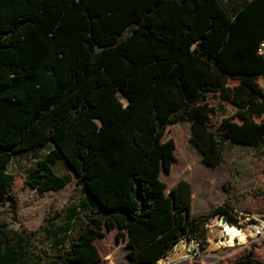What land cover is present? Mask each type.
<instances>
[{
    "label": "trees",
    "instance_id": "obj_1",
    "mask_svg": "<svg viewBox=\"0 0 264 264\" xmlns=\"http://www.w3.org/2000/svg\"><path fill=\"white\" fill-rule=\"evenodd\" d=\"M263 35L264 0H0V203L14 206L12 154L47 143L25 184L65 186L52 169L62 159L83 192L62 238L77 214L82 224L53 256L0 222V264H107L94 244L102 228L124 239L127 264H153L180 237L204 240L211 217L234 222L223 206L191 215L183 179L165 189L174 146L163 134L187 120L211 167L226 142L264 145ZM226 264L264 262L247 251Z\"/></svg>",
    "mask_w": 264,
    "mask_h": 264
},
{
    "label": "rangeland",
    "instance_id": "obj_2",
    "mask_svg": "<svg viewBox=\"0 0 264 264\" xmlns=\"http://www.w3.org/2000/svg\"><path fill=\"white\" fill-rule=\"evenodd\" d=\"M234 81H228L233 84ZM264 87V78L259 80ZM204 100L210 104L218 103L217 93L206 92ZM124 102V99H122ZM212 116L210 127L215 128ZM189 122L179 119L168 123L163 138L173 141V160L167 171L161 170L159 178L167 190L179 179L187 181L191 187L190 214H206L216 206H223L235 213L250 214L257 218L264 216V145L257 147L224 143L221 147L222 161L215 167L204 165L200 154L190 145ZM51 147L50 143L36 146L20 153L12 154L6 171L13 176L10 187L14 200L13 208L7 201L0 203V222L12 229L29 234L35 253L44 257L56 254L60 249L54 244L61 240L66 246L69 238L78 231L83 215L77 214L70 222V231L62 238L66 228L69 208L82 197V188L70 167L62 160L52 164L57 174L67 173L70 181L56 191L39 192L26 185L24 178ZM210 220H214V217ZM116 229H100L95 236L101 261L107 264H127L124 239L115 236ZM215 231L208 233V250L203 256L174 264H226L234 258L251 251L252 257L264 262V241L234 239L233 245L217 248L219 240Z\"/></svg>",
    "mask_w": 264,
    "mask_h": 264
},
{
    "label": "built area",
    "instance_id": "obj_3",
    "mask_svg": "<svg viewBox=\"0 0 264 264\" xmlns=\"http://www.w3.org/2000/svg\"><path fill=\"white\" fill-rule=\"evenodd\" d=\"M256 53L264 59V35L257 43ZM232 216L235 218L234 222H229L224 218V216H213V221L210 220L213 218L211 217L203 224L204 240L180 237L171 250L168 251L165 256L156 260L153 264H174L205 255L209 244L208 233L212 230L215 231V236L217 235V237L212 238V240H219L218 244H216L217 248L223 246V240L225 238V225L234 227L238 232H240L241 237L244 238L245 241L248 239L253 241H264V216L255 218L246 213L237 214L235 211L232 212ZM221 220H223V222H221ZM234 239L238 238L234 237L233 241ZM226 244L227 243L224 245ZM231 245H233V242Z\"/></svg>",
    "mask_w": 264,
    "mask_h": 264
},
{
    "label": "bare ground",
    "instance_id": "obj_4",
    "mask_svg": "<svg viewBox=\"0 0 264 264\" xmlns=\"http://www.w3.org/2000/svg\"><path fill=\"white\" fill-rule=\"evenodd\" d=\"M224 233H225V238L223 240V243H227L228 245H231L234 237H237L240 241H242V237L240 235V232H238L232 226L225 225L224 226Z\"/></svg>",
    "mask_w": 264,
    "mask_h": 264
},
{
    "label": "water",
    "instance_id": "obj_5",
    "mask_svg": "<svg viewBox=\"0 0 264 264\" xmlns=\"http://www.w3.org/2000/svg\"><path fill=\"white\" fill-rule=\"evenodd\" d=\"M221 222H223V220H221Z\"/></svg>",
    "mask_w": 264,
    "mask_h": 264
}]
</instances>
